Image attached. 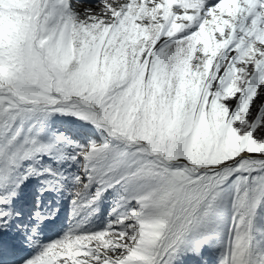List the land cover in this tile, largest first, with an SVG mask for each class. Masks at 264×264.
Listing matches in <instances>:
<instances>
[{
	"label": "snow or ice",
	"instance_id": "snow-or-ice-1",
	"mask_svg": "<svg viewBox=\"0 0 264 264\" xmlns=\"http://www.w3.org/2000/svg\"><path fill=\"white\" fill-rule=\"evenodd\" d=\"M0 264H264V0H0Z\"/></svg>",
	"mask_w": 264,
	"mask_h": 264
},
{
	"label": "rangeland",
	"instance_id": "rangeland-1",
	"mask_svg": "<svg viewBox=\"0 0 264 264\" xmlns=\"http://www.w3.org/2000/svg\"><path fill=\"white\" fill-rule=\"evenodd\" d=\"M84 6H87V3H84V4H82L81 5V7H84ZM58 200H59V198H57ZM62 204H63V200H59V202L57 203V207H59V208H61V206H62ZM61 210V209H60ZM59 214V213H58Z\"/></svg>",
	"mask_w": 264,
	"mask_h": 264
}]
</instances>
